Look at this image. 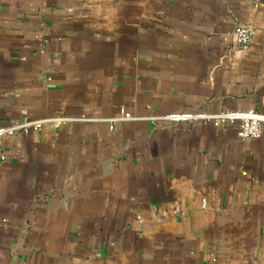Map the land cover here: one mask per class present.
Segmentation results:
<instances>
[{"label": "crops", "instance_id": "obj_1", "mask_svg": "<svg viewBox=\"0 0 264 264\" xmlns=\"http://www.w3.org/2000/svg\"><path fill=\"white\" fill-rule=\"evenodd\" d=\"M250 108L264 0H0V126L69 117L0 138V264H264Z\"/></svg>", "mask_w": 264, "mask_h": 264}, {"label": "built area", "instance_id": "obj_2", "mask_svg": "<svg viewBox=\"0 0 264 264\" xmlns=\"http://www.w3.org/2000/svg\"><path fill=\"white\" fill-rule=\"evenodd\" d=\"M235 34L236 42L244 47L248 48L253 40V27L251 24L237 22L233 28ZM121 115L117 117H111L109 120L115 121L119 119H131L134 115L131 111L127 110L125 107H121ZM198 116L213 119L215 124H220L223 122L238 123L239 130L238 135L242 139L249 137H260L264 134V112L258 111L254 108L250 109H236V110H226L219 113H199ZM167 117L171 119H180L186 117H192L191 114H177L173 113ZM69 117H38L32 118L25 115L21 120L15 123L1 125L0 126V138L4 135L15 134L18 131L29 132L31 128L41 129L43 124L47 121L60 122L62 120L68 119Z\"/></svg>", "mask_w": 264, "mask_h": 264}]
</instances>
